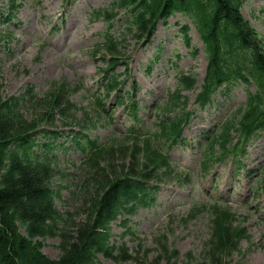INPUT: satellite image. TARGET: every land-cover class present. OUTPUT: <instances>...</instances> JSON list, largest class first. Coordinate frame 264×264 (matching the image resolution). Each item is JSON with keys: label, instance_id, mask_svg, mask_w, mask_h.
<instances>
[{"label": "rangeland", "instance_id": "obj_1", "mask_svg": "<svg viewBox=\"0 0 264 264\" xmlns=\"http://www.w3.org/2000/svg\"><path fill=\"white\" fill-rule=\"evenodd\" d=\"M63 1L23 0L24 7L14 14L17 17L16 21L8 24L4 22L5 19L0 20V29L10 30L16 34L15 38L6 44L3 38H0V97L2 101L20 96L28 86H34L35 93L39 96L38 99L22 104L17 123V129L20 131L44 129L66 132L69 131V127L78 128L74 125L79 119L86 116L88 110H93L97 106L91 97L93 93H97L96 82L102 81L100 73L103 65L93 57L94 49L89 50V48L102 41V35L108 25L93 17V11L100 10L111 0L76 2L72 0L73 13L68 16L71 19L70 27L65 26L59 31L50 30L55 22H52L50 16L60 11ZM8 9L9 0H0V13L3 11L8 13ZM243 15L261 33L264 41V0H247L243 6ZM88 17L91 18L90 22L86 20ZM7 18L10 16L8 15ZM189 18L187 15L178 13L168 22H160L151 41L147 44L145 39H140L134 33L128 32L127 15L121 16L115 24L116 37L126 40L127 54L131 57L129 69L141 88L139 100L142 104L150 105L154 113L157 105L167 103L172 93L178 88L182 73L195 75L199 80V86L206 73L207 60L197 30L193 27L191 31L192 42L200 49L199 54L194 57L193 49L186 45L185 39L179 34V27L176 26L177 22L184 24ZM73 21H75L74 24ZM64 34L68 37L77 34V38H70L66 44H58ZM42 43L46 45L44 49H42ZM119 71L123 69L120 68ZM73 81H80L87 91L81 90L71 97L77 105L73 112L58 110L54 100L58 96V88L62 82L72 83ZM51 82L54 83L50 90H55V93L53 91L50 94ZM127 83L125 89L129 90ZM227 89L229 100L225 101V106L212 112L200 111V118L194 122L191 130L186 131L185 136L193 137L198 129L213 127L217 120L226 118L237 106L245 102L248 90L244 84L236 83ZM194 91L185 90L183 95L188 96L191 105L196 107L194 100L198 91L196 93ZM99 95L103 96L102 88ZM104 103L108 113L112 111L116 113V123L93 129L92 136L100 139L102 143L117 137L114 141L115 149L120 145L130 148L138 146L149 154L155 153V159L159 161L161 157L151 143L134 141L129 136L123 137L126 133L123 125L128 120V116L123 111V107L118 104L117 95L105 99ZM141 117L148 125L158 119L144 112L141 113ZM156 144L160 146L157 142ZM194 151V148L188 151L178 149L171 153L173 171L160 172L158 182L160 191L156 195V203L149 207H142L131 217L130 226L136 232L137 239H140L144 249L156 251L161 247L158 241L162 238L169 247L179 250V264L202 263L205 259L204 246H206V240L210 238V214L213 213L211 244L217 242L216 244L225 249L228 239L233 236L241 238L248 233L251 237L248 241H242L241 253L235 252L230 255L226 264L240 263L243 252L246 253L244 264H264V180L259 190L256 188L260 183H257L255 189L249 190L247 194L242 193L243 187H237L235 195L231 198L224 179H220L218 189H214L213 178L196 172L199 156L194 155ZM58 153L61 151L59 150ZM257 156L264 158V141L257 147L252 158L255 159ZM84 160L83 153L77 149L70 148L67 152L60 154L59 164L63 171L57 180V186L63 189L57 206L69 224L73 223L74 229L76 225L92 224L100 206L101 197L110 186L108 183L98 187V183L92 178L90 167L83 164ZM122 166L120 164L117 169L121 170ZM120 175L111 174L110 182L115 181ZM93 199L95 204L92 203ZM216 199H221L227 205L231 201L229 207L236 210L237 217L226 208H213L212 201ZM249 201L251 204H248ZM206 203L212 205L210 214L193 211L195 205ZM255 216L260 218L255 220ZM113 232L116 240L121 239L119 237L124 232V228L118 222L114 224ZM133 238L128 236L123 241L135 249L138 241ZM45 243L46 255L53 259L59 258L60 239L49 238ZM189 256L193 258L191 261L188 260ZM99 260L103 264H117L102 256ZM122 264L135 263L128 261Z\"/></svg>", "mask_w": 264, "mask_h": 264}, {"label": "trees", "instance_id": "obj_2", "mask_svg": "<svg viewBox=\"0 0 264 264\" xmlns=\"http://www.w3.org/2000/svg\"><path fill=\"white\" fill-rule=\"evenodd\" d=\"M131 7L136 13L135 24L139 32L150 33L157 20L177 12L190 14L201 30L209 61L207 86L228 82L246 71L257 72L260 94L250 97L245 108H240L225 126L218 141L222 144L229 139L232 129L249 132L264 126V49L259 33L243 17V0H114L112 10ZM114 14V12L112 13ZM107 52L113 55L111 64L119 63V44L112 41ZM242 57V59L240 58ZM186 84L195 83L188 77ZM206 87V85H205ZM70 88L54 98L55 104L71 111ZM203 90L202 95L204 94ZM1 95V94H0ZM19 101H2L0 97V264H103L99 257L115 260L117 264L134 261L135 264H178L179 252L159 239L161 247L154 252L138 251L115 254V248L108 242V221L117 216L130 202H145V186L140 180L151 179L159 169L155 154L142 152L135 146L115 145L98 153L90 162L92 178L98 187L110 183L100 201L96 219L85 226L68 222L55 204L59 197L54 189L59 171L51 164H40L30 152L35 131H20L17 123L20 116ZM101 105V103L99 104ZM84 122V127H87ZM176 126L169 128L167 136L175 134ZM123 165L118 170L119 165ZM120 171V172H119ZM111 174L120 175L111 181ZM126 174V175H125ZM125 176V177H123ZM123 193L122 200H117ZM95 204V200H92ZM49 238H59L60 256L51 259L43 249ZM224 249L217 244L211 249L203 264H224Z\"/></svg>", "mask_w": 264, "mask_h": 264}]
</instances>
